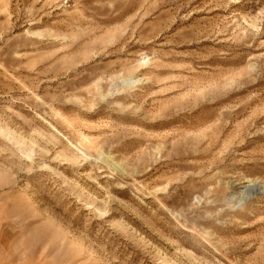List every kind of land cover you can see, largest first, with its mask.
Instances as JSON below:
<instances>
[{
  "label": "rangeland",
  "instance_id": "rangeland-1",
  "mask_svg": "<svg viewBox=\"0 0 264 264\" xmlns=\"http://www.w3.org/2000/svg\"><path fill=\"white\" fill-rule=\"evenodd\" d=\"M0 264H264V0H0Z\"/></svg>",
  "mask_w": 264,
  "mask_h": 264
},
{
  "label": "clouds",
  "instance_id": "clouds-1",
  "mask_svg": "<svg viewBox=\"0 0 264 264\" xmlns=\"http://www.w3.org/2000/svg\"><path fill=\"white\" fill-rule=\"evenodd\" d=\"M138 83H143L141 79H138ZM253 187L251 184H246L239 193L232 194L227 197L226 205L232 211L242 210L247 202L252 198V192L250 189Z\"/></svg>",
  "mask_w": 264,
  "mask_h": 264
},
{
  "label": "bare ground",
  "instance_id": "bare-ground-1",
  "mask_svg": "<svg viewBox=\"0 0 264 264\" xmlns=\"http://www.w3.org/2000/svg\"><path fill=\"white\" fill-rule=\"evenodd\" d=\"M254 187V186H253ZM254 193V192H253Z\"/></svg>",
  "mask_w": 264,
  "mask_h": 264
}]
</instances>
